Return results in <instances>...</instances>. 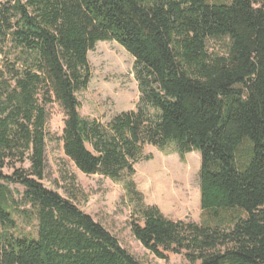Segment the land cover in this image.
<instances>
[{
	"label": "trees",
	"instance_id": "16d2710c",
	"mask_svg": "<svg viewBox=\"0 0 264 264\" xmlns=\"http://www.w3.org/2000/svg\"><path fill=\"white\" fill-rule=\"evenodd\" d=\"M210 40H225V54L210 53ZM100 42L134 58L140 94L135 110L106 123L81 116L77 98ZM54 103L64 155L84 175L124 181L130 196L140 199L132 176L146 146L199 152V222L168 219L140 199L142 224L130 230L143 248L188 264H264V0L0 3V264H140L42 184ZM20 206L37 221L36 238L11 232Z\"/></svg>",
	"mask_w": 264,
	"mask_h": 264
},
{
	"label": "rangeland",
	"instance_id": "374dc122",
	"mask_svg": "<svg viewBox=\"0 0 264 264\" xmlns=\"http://www.w3.org/2000/svg\"><path fill=\"white\" fill-rule=\"evenodd\" d=\"M207 48L212 54L223 55L227 51V42L210 40ZM88 61L91 79L87 89L77 95L81 116L106 123L118 113L135 110L140 94L134 58L115 42H100L88 53ZM47 110L49 136L44 187L74 202L113 235L140 264H188L180 255L166 253L167 259L161 260L151 254L135 240L130 223L138 221L142 224L137 215L140 199L145 206H156L168 219L199 222V152L182 156L174 145L162 151L146 146L141 159L134 164L132 176L139 199L128 194L124 181H112L100 175L87 176L78 171L62 149L60 137L65 120L62 110L55 103ZM246 148L245 144L242 149ZM23 167L27 169L29 163ZM3 173L10 174L11 171L5 169ZM13 188L22 191L20 187ZM14 197L20 198L19 195ZM11 209L16 222L11 232L19 237L36 238L37 221L33 217L26 219L20 213L29 207L20 206L17 211Z\"/></svg>",
	"mask_w": 264,
	"mask_h": 264
}]
</instances>
